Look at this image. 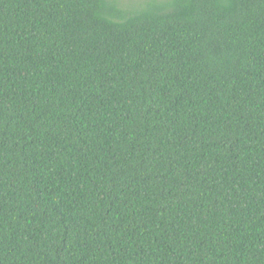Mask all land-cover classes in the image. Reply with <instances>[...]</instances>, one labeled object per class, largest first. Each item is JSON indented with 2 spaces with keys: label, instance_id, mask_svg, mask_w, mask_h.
Segmentation results:
<instances>
[{
  "label": "trees",
  "instance_id": "trees-1",
  "mask_svg": "<svg viewBox=\"0 0 264 264\" xmlns=\"http://www.w3.org/2000/svg\"><path fill=\"white\" fill-rule=\"evenodd\" d=\"M0 264H264V0H0Z\"/></svg>",
  "mask_w": 264,
  "mask_h": 264
},
{
  "label": "rangeland",
  "instance_id": "rangeland-1",
  "mask_svg": "<svg viewBox=\"0 0 264 264\" xmlns=\"http://www.w3.org/2000/svg\"><path fill=\"white\" fill-rule=\"evenodd\" d=\"M117 1H119L123 5L133 4L134 6H139L148 0H117Z\"/></svg>",
  "mask_w": 264,
  "mask_h": 264
}]
</instances>
